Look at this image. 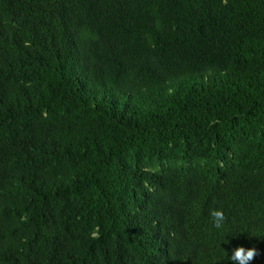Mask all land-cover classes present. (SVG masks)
Returning <instances> with one entry per match:
<instances>
[{"label": "trees", "instance_id": "16d2710c", "mask_svg": "<svg viewBox=\"0 0 264 264\" xmlns=\"http://www.w3.org/2000/svg\"><path fill=\"white\" fill-rule=\"evenodd\" d=\"M237 245L264 264V0H0V264Z\"/></svg>", "mask_w": 264, "mask_h": 264}, {"label": "clouds", "instance_id": "9594fccd", "mask_svg": "<svg viewBox=\"0 0 264 264\" xmlns=\"http://www.w3.org/2000/svg\"><path fill=\"white\" fill-rule=\"evenodd\" d=\"M211 222L214 228L221 229L226 221V216L223 208L217 207L210 210ZM257 255V249L255 247H244L237 245L231 250V254L228 256V260L231 264H250L253 257Z\"/></svg>", "mask_w": 264, "mask_h": 264}]
</instances>
